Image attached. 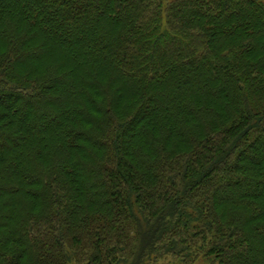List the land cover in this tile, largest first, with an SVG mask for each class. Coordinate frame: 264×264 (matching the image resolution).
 <instances>
[{"label": "trees", "instance_id": "1", "mask_svg": "<svg viewBox=\"0 0 264 264\" xmlns=\"http://www.w3.org/2000/svg\"><path fill=\"white\" fill-rule=\"evenodd\" d=\"M264 264L261 0H0V264Z\"/></svg>", "mask_w": 264, "mask_h": 264}, {"label": "rangeland", "instance_id": "2", "mask_svg": "<svg viewBox=\"0 0 264 264\" xmlns=\"http://www.w3.org/2000/svg\"><path fill=\"white\" fill-rule=\"evenodd\" d=\"M264 3V0H261ZM68 264H77V262L75 260H72L70 263ZM157 264H179L178 262H176L174 259L172 258H166L164 260L158 261ZM196 264H205L202 261L196 263Z\"/></svg>", "mask_w": 264, "mask_h": 264}]
</instances>
